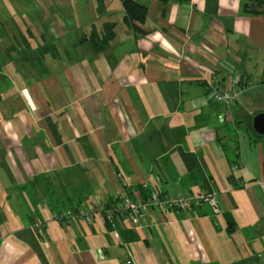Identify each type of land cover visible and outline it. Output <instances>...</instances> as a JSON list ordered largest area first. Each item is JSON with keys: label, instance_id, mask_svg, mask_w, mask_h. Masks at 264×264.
Wrapping results in <instances>:
<instances>
[{"label": "crops", "instance_id": "1", "mask_svg": "<svg viewBox=\"0 0 264 264\" xmlns=\"http://www.w3.org/2000/svg\"><path fill=\"white\" fill-rule=\"evenodd\" d=\"M132 1L143 23L121 0H0V264H264V7ZM214 76L254 86L224 112ZM132 187L213 194L219 212L54 219Z\"/></svg>", "mask_w": 264, "mask_h": 264}, {"label": "built area", "instance_id": "2", "mask_svg": "<svg viewBox=\"0 0 264 264\" xmlns=\"http://www.w3.org/2000/svg\"><path fill=\"white\" fill-rule=\"evenodd\" d=\"M209 97L215 102L221 111L233 106L239 96L246 90L251 89L254 85L251 82L241 83L235 80L229 88H222L217 84L216 76L207 80ZM239 166L235 165L232 169L236 170ZM132 199L112 203L110 205L95 204L93 207L69 209L54 215V219L66 224L70 220H82L87 225H92L95 219L109 222L112 225H124L136 227H146L145 215L149 211L166 212L172 209L184 211L193 205L207 203L215 213H218L216 200L213 194H191L184 197H175L167 192L151 191L146 200L140 199L137 190L132 187L129 190ZM37 227H42L38 223Z\"/></svg>", "mask_w": 264, "mask_h": 264}, {"label": "trees", "instance_id": "3", "mask_svg": "<svg viewBox=\"0 0 264 264\" xmlns=\"http://www.w3.org/2000/svg\"><path fill=\"white\" fill-rule=\"evenodd\" d=\"M121 5L125 15V21L127 23L129 24L134 22L143 23L145 21V18L147 16L146 5L136 3L132 0H121ZM252 5L254 12L261 11L262 7H264V0H254ZM112 29H113L112 25H108L104 28V32L102 33L104 37L99 42V45L98 43L97 45H94L95 47H97L98 51L102 50L105 47L104 43H106L108 40H110V38L113 37Z\"/></svg>", "mask_w": 264, "mask_h": 264}, {"label": "water", "instance_id": "4", "mask_svg": "<svg viewBox=\"0 0 264 264\" xmlns=\"http://www.w3.org/2000/svg\"><path fill=\"white\" fill-rule=\"evenodd\" d=\"M253 129L259 135H264V113L257 114L253 119Z\"/></svg>", "mask_w": 264, "mask_h": 264}, {"label": "rangeland", "instance_id": "5", "mask_svg": "<svg viewBox=\"0 0 264 264\" xmlns=\"http://www.w3.org/2000/svg\"><path fill=\"white\" fill-rule=\"evenodd\" d=\"M186 196V195H185Z\"/></svg>", "mask_w": 264, "mask_h": 264}]
</instances>
